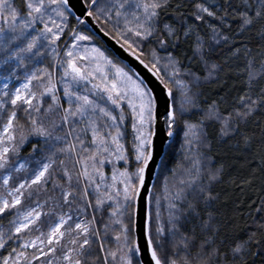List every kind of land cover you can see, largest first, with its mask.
Returning <instances> with one entry per match:
<instances>
[{
  "label": "snow or ice",
  "instance_id": "1",
  "mask_svg": "<svg viewBox=\"0 0 264 264\" xmlns=\"http://www.w3.org/2000/svg\"><path fill=\"white\" fill-rule=\"evenodd\" d=\"M161 115L187 165L157 193ZM228 159L264 190V0H0V264H264Z\"/></svg>",
  "mask_w": 264,
  "mask_h": 264
},
{
  "label": "trees",
  "instance_id": "2",
  "mask_svg": "<svg viewBox=\"0 0 264 264\" xmlns=\"http://www.w3.org/2000/svg\"><path fill=\"white\" fill-rule=\"evenodd\" d=\"M99 26H102L99 25ZM231 84V81H229ZM237 87H240L237 85ZM220 89L211 87L206 89L205 95L206 100L201 101V106L206 103L211 102L213 99H218V93ZM235 90L231 95H235ZM192 119L195 120L196 116L193 115ZM184 144V129L183 124H180V129H177L173 139L168 143L165 148L164 160L161 164L157 173L155 180L154 191L159 193L165 178L171 179L172 171L175 170L178 174L181 172V166L187 165L185 160V151L182 148ZM229 165L227 172L224 176V183L217 185V191L221 193V200L226 201V205H221L218 202V207L221 211L228 212L229 214L239 215L243 213L245 218L249 212V205L253 200L259 201L261 195H264V190H262L261 182L259 180L255 181L253 185L248 186L244 184V181L250 176V169L245 165L242 159H237L233 162L231 159L226 160ZM235 181V183H233ZM237 185H242L238 187Z\"/></svg>",
  "mask_w": 264,
  "mask_h": 264
},
{
  "label": "water",
  "instance_id": "3",
  "mask_svg": "<svg viewBox=\"0 0 264 264\" xmlns=\"http://www.w3.org/2000/svg\"><path fill=\"white\" fill-rule=\"evenodd\" d=\"M97 27H100L99 25H97ZM102 42L104 44H106L108 47L113 48V49H118V46L115 44L114 41L110 40L108 37H103L102 38ZM122 55L124 56V59L127 63L131 64L133 67H135L141 74V76H143L149 83L150 86L154 87L156 90V93L158 95V97L160 98V110L161 112L163 111V93L161 91L160 86L158 85V83L147 73V71L145 69H143L142 66H140L135 60L134 58L127 56V54L122 53ZM159 121L160 123L158 124V128L160 129L157 137H155V158L154 161L152 162V164L150 165V176L153 178L154 182L156 180V176L159 170V167L162 161V157L164 156L165 153V148L168 145V143L173 139L172 138H167L164 133H163V128H164V117L163 115H161L159 117ZM149 187H152V182L149 183ZM143 214H144V207H143V202L141 203V223L143 222L142 218H143ZM145 242L143 235H140V243L141 245H143Z\"/></svg>",
  "mask_w": 264,
  "mask_h": 264
},
{
  "label": "rangeland",
  "instance_id": "4",
  "mask_svg": "<svg viewBox=\"0 0 264 264\" xmlns=\"http://www.w3.org/2000/svg\"><path fill=\"white\" fill-rule=\"evenodd\" d=\"M126 127H127V132H128V135L126 137V140L127 141H130L131 140V127H130V122L126 124ZM177 129H180V125L175 129V132Z\"/></svg>",
  "mask_w": 264,
  "mask_h": 264
}]
</instances>
